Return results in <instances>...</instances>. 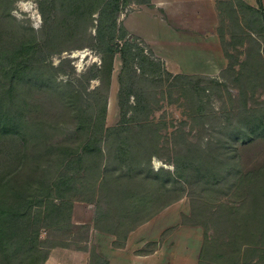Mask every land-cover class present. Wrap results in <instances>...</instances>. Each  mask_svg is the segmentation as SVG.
<instances>
[{
  "label": "rangeland",
  "instance_id": "1",
  "mask_svg": "<svg viewBox=\"0 0 264 264\" xmlns=\"http://www.w3.org/2000/svg\"><path fill=\"white\" fill-rule=\"evenodd\" d=\"M66 1L0 0V30L3 31L2 37L7 39L25 35L39 41L40 48L37 52L41 54L37 58L44 57L42 70L59 87L60 94L48 89L43 92L36 87L27 90L30 115L42 117L51 123L49 128L53 133V141L72 144L77 138H82V134L73 132L74 127L68 121V108L65 107L61 95L66 94L65 101L67 93L73 88L84 91L97 87L100 79L106 78L101 66L107 55H104L93 36L103 0H84L86 8L92 9V12L81 14L70 28L59 25ZM214 5L216 13L211 33L213 38L217 36L221 52H212L211 61L199 66L191 63L194 53L154 52V48L147 41L130 29L134 28L132 19L136 14L143 13L160 20H171L173 23H167L166 27L175 28L179 33L176 34V39L185 45L188 38L192 37L188 33L191 30L188 22L192 19L188 11L181 14L180 10H173L172 14L167 15L149 0L122 1L117 26L123 28L122 31L130 39L133 36L134 42L142 46L145 52L152 51L168 71L176 70L171 61L184 63L188 69L199 67L198 71H203L180 72L191 75L186 79L154 76L139 80V86L145 93V102H148L147 121L157 129L159 135L158 142L155 143L156 154L150 159L151 166L155 169L163 166L174 171L177 161L179 172L184 174L183 177H178L184 189L175 190V193L184 190L183 194L161 209L172 206L180 208V215H177L179 221L174 227L176 231H181L179 235L191 234L192 231H188L191 227L200 229L203 241L202 258L207 264H264V136L237 144L233 159L235 165L229 172L224 166L226 172L220 174V180H215L213 174L200 176L195 170V163L194 166L187 163L193 159L185 158L199 152L208 157L210 164L213 162L210 153L230 149V144L226 143L227 146H224L218 143V138H224L234 124L226 122L223 112L230 106L235 105L231 109L235 112L230 118L231 121L235 120L237 114L242 113L244 103L252 110L260 108L264 113V63L259 59L261 57L264 61V22L260 13L249 9L240 0H215ZM174 17L188 21L183 28H178L173 21ZM152 32L153 43L157 44L160 37L157 36L159 31L156 24L153 25ZM173 33L166 31L167 36L171 34L170 38ZM161 36L163 37V33ZM123 40L124 38H116L119 45ZM121 64L119 51H116L106 91V126L118 124L122 117L118 103V75ZM242 71L244 75L237 80L236 77ZM212 76L218 77L225 86L220 90L213 88L206 78ZM254 80H258L257 84L252 82ZM103 89L102 92H105L106 85ZM241 90L244 95L239 94ZM227 92L238 99L235 102L229 100ZM83 95L85 97L84 93ZM132 101L130 98V102ZM131 113L129 111L125 118L131 116ZM83 176L86 181L85 189L73 190L70 196L73 208H94L93 221L73 222L71 213L69 222L42 225L38 239L44 246L43 249L48 252L53 247L69 244L87 250L89 263L106 264L91 244L90 229L94 226L98 229L116 230L122 236L132 224L125 216L130 210L127 203L129 198L125 196L121 198L124 201L121 200L114 195L112 188L108 189L110 187L107 183L100 182L99 186L96 184L99 177L90 180L91 176L87 173L81 175L77 185L83 181ZM88 183L96 188L91 191L90 186L86 185ZM150 187L148 182H139L130 189L135 188L136 191L145 193L152 190ZM162 200L163 198L159 202ZM98 203L101 207L97 206ZM154 209V205H141L139 212L143 215ZM186 231L189 233H185ZM37 260L36 264H39L40 258Z\"/></svg>",
  "mask_w": 264,
  "mask_h": 264
},
{
  "label": "trees",
  "instance_id": "2",
  "mask_svg": "<svg viewBox=\"0 0 264 264\" xmlns=\"http://www.w3.org/2000/svg\"><path fill=\"white\" fill-rule=\"evenodd\" d=\"M122 1L125 3L127 0H103L93 35L104 55H107L102 69L99 68L106 78L100 79V84L89 90L73 88L67 93L65 101L66 94L61 95L68 108V121L74 127L73 132L82 134V138H77L72 144L53 141L49 128L51 123L30 115L27 90L36 87L43 92L52 90L60 94L59 87L42 70L44 57L37 58L41 54L37 52L39 41L25 35L7 39L2 37L3 31L0 30V264H36L38 257L39 264H43L48 250L43 249L38 239L40 227L70 221L73 208L70 193L86 187L84 176L77 185L82 174L87 173L91 176L90 180L99 177L96 184L107 183L114 195L120 199L129 198L130 210H125V216L132 224L128 228L148 220L184 192L175 193V190L184 189L178 179L184 174L179 172L177 161L174 171L163 166L157 169L151 166L150 159L156 154L159 135L147 121L148 102H145L139 80L154 76L186 79L191 75L168 71L152 51L145 52L134 42L133 36L130 39L122 31L123 28L117 26ZM240 2L249 9L259 11L264 22L262 11L242 0ZM86 7L84 0H67L59 25L70 28L81 14L92 12ZM118 37L124 38L121 45L116 41ZM116 51H119L122 63L118 75V103L122 117L118 124L106 126V91ZM259 59L264 63L261 57ZM242 75L243 71L236 79ZM206 78L215 89L225 86L218 77ZM252 82L257 84L258 80ZM104 85L106 90L102 92ZM227 94L229 100L235 102L238 99L230 92ZM239 94L244 95L243 90ZM198 100L201 101V98ZM234 107L232 105L223 110L226 122L234 124L224 138H218L219 144L227 146L228 143L230 149L210 153L213 161L210 164L208 157L199 152L185 157L193 159L187 163L193 166L195 163V170L202 177L213 174L215 180H220V174L231 171L235 165L233 159L237 144L264 136L262 109L252 110L244 103L242 113L231 121L232 114H235L231 109ZM129 111L131 116L126 119ZM130 132L133 135H128ZM139 182H148L152 190L140 193L135 188L130 189ZM86 185L94 190V185ZM161 198L163 200L159 202ZM141 205H154L155 209L142 215L139 212ZM97 206L101 207V204Z\"/></svg>",
  "mask_w": 264,
  "mask_h": 264
},
{
  "label": "crops",
  "instance_id": "3",
  "mask_svg": "<svg viewBox=\"0 0 264 264\" xmlns=\"http://www.w3.org/2000/svg\"><path fill=\"white\" fill-rule=\"evenodd\" d=\"M149 1L156 8L163 9L167 15L172 14L173 10H180L181 14L188 11L192 15V19L188 22L190 24L189 29H191L188 33L192 37H189L187 41L185 40L187 43L184 45L176 39V34H179L178 31L175 28L166 27L168 26L167 23H173L171 20H160L143 13L136 14L132 19L135 23L134 28L130 27V29L147 41L154 48V52L194 53L191 63L196 66L209 63L212 52H221L217 36L213 35V38L211 33L214 26V14L216 13L214 9L215 0ZM242 1L264 13V0ZM185 20L179 17L173 19L178 28L184 27L188 19ZM154 24L159 31L157 36L160 37L157 44L153 43L154 36L151 35V33L154 34L152 32ZM166 31L171 32V34L174 32L173 37L170 38L171 34L167 36ZM161 33H163V37ZM171 64L176 69H169L173 72H203L198 71L199 67L188 69L184 63L179 64V62L171 61ZM204 68H206L205 65ZM172 207L161 209L148 220L127 228L122 236H119L116 230L98 229L91 225L89 237L92 239L91 244L95 248V252L104 258L102 259L106 261V264H205L206 260L203 259L202 255L203 241L200 229L191 227L188 230L192 231L191 234L186 231L185 233H189V235H179L181 231H176L174 227L179 221L177 215H180V208ZM93 217L94 208H72L73 222L90 223L93 221ZM43 264H89V253L84 248L69 244L53 247L48 252Z\"/></svg>",
  "mask_w": 264,
  "mask_h": 264
}]
</instances>
